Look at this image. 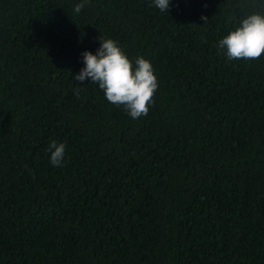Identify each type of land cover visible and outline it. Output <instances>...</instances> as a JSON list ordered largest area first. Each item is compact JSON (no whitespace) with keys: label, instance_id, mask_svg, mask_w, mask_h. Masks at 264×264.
Here are the masks:
<instances>
[{"label":"trees","instance_id":"1","mask_svg":"<svg viewBox=\"0 0 264 264\" xmlns=\"http://www.w3.org/2000/svg\"><path fill=\"white\" fill-rule=\"evenodd\" d=\"M81 2L0 0V264H264V55L219 48L264 0ZM101 37L147 116L75 80Z\"/></svg>","mask_w":264,"mask_h":264},{"label":"clouds","instance_id":"2","mask_svg":"<svg viewBox=\"0 0 264 264\" xmlns=\"http://www.w3.org/2000/svg\"><path fill=\"white\" fill-rule=\"evenodd\" d=\"M171 0H153L154 7L161 12L169 10ZM87 0L78 3L75 13H80ZM207 21V17H201ZM100 48L94 55L90 51L82 53L84 68L75 76L78 82L91 79L104 92L108 102L123 106L133 119L147 116L149 105L158 89V80L150 61L138 57L133 62L125 55L117 42L100 39ZM219 48L226 49L230 60H257L264 55V14L247 15L240 26L219 41ZM79 96V89H76ZM50 163L60 167L64 160L66 144L50 143Z\"/></svg>","mask_w":264,"mask_h":264}]
</instances>
